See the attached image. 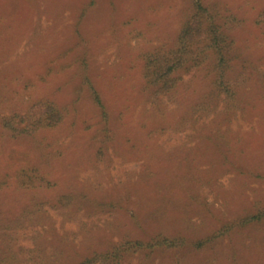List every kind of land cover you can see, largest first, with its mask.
Listing matches in <instances>:
<instances>
[{"label":"rangeland","instance_id":"1","mask_svg":"<svg viewBox=\"0 0 264 264\" xmlns=\"http://www.w3.org/2000/svg\"><path fill=\"white\" fill-rule=\"evenodd\" d=\"M196 1L0 0V264H264V0H200L220 81L143 74Z\"/></svg>","mask_w":264,"mask_h":264},{"label":"trees","instance_id":"2","mask_svg":"<svg viewBox=\"0 0 264 264\" xmlns=\"http://www.w3.org/2000/svg\"><path fill=\"white\" fill-rule=\"evenodd\" d=\"M226 38L217 14L197 0L194 12L183 24L175 46L160 48L144 56L143 74L148 85L155 86L161 93L167 92L175 85L176 80L180 79L181 74H189L202 67L208 68L209 72L214 74V81H220L224 75V62H227ZM97 101L100 100L97 98ZM35 106L39 108L34 116L31 115L34 122L31 127H24L25 131L51 127L63 119V113L50 101L40 102ZM13 122L12 118L6 121V124L12 125ZM160 244H165V241L149 243L148 247Z\"/></svg>","mask_w":264,"mask_h":264}]
</instances>
